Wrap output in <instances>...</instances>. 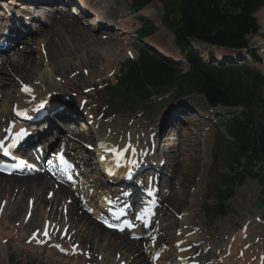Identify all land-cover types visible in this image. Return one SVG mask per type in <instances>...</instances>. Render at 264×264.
<instances>
[{
  "label": "rangeland",
  "instance_id": "1",
  "mask_svg": "<svg viewBox=\"0 0 264 264\" xmlns=\"http://www.w3.org/2000/svg\"><path fill=\"white\" fill-rule=\"evenodd\" d=\"M88 1L94 6L99 7H101L100 4H104L103 6L106 7V12L103 13L105 15L111 10L115 12V17L112 20L114 21V25L117 28L112 29L109 32V34H111V37H109L110 35H108V38H105L106 35L104 34H107L106 32L99 31L90 26L89 22L96 24L95 17H92V14H90V12L87 21L84 19L85 22L83 24L85 26H83V24H80L88 31H90L88 36L91 37L92 40H94V44L95 42L99 41H101L102 44H96L95 48L91 47V51L85 50V52L81 53L80 51L76 55L69 54V57H62L59 55L60 57L56 58V56V59H49L48 52L50 51H48V48L46 49L45 45L43 46V38H40L41 36L38 32V29L40 28V25L43 27L44 24H48L46 18L50 17L48 14V10L50 12L53 11V6H51V9L46 8L42 9L41 12H36L40 13L39 17H41L43 22H45L46 19V23L40 24L39 27H35L36 24H32V32L29 33L27 37L20 40V42L14 47L8 49L5 52L4 56L3 54H1L0 59H7L10 63L20 59H24L25 57L26 60H29V57L30 59L32 58L27 68L22 67V64H20V67L16 66L15 68H19L21 71L23 70L22 72L24 73V75L27 74V76L33 73L32 76L34 75V82H37V79L40 76H46L44 73V69L47 66V69L56 73V80L59 85L55 88L56 90L52 91L44 98L55 96L57 93H59V91L64 89V91H61V94L65 97L72 96L77 102L75 104L70 103L69 105L73 108L69 109H74L76 111L78 110V108L80 109V107L83 108L82 111L85 114L84 117L88 114L93 115L94 117L100 119V122L103 124L112 123L119 118H123V121L140 119L143 121L142 125H144V130L147 129L148 132L152 130L153 132H156V139L160 141L159 145L163 147L165 146V144H167L172 129L175 128L178 123L179 127L180 125L189 124L190 122V125L184 126L187 127L189 131L191 130L190 133L195 128V138H193L192 146L187 155L184 156V158L179 162L178 165L172 164L171 160L173 158L170 156V154L166 156V153H162V150L161 153L160 151L158 152V154L156 153V156L158 158H163V156H166L165 166L163 167V169L165 173L168 174V176L165 179L161 178V188L163 191L162 193L165 194L164 197L166 196V193H171L169 195V197H171V200H169L170 203H167L168 207L165 206V208L167 207L166 209L159 211L158 218L159 221H161V217L167 218V221L165 222L166 227L170 221L173 222V225L172 228L167 227L162 230L168 233L167 235H170L167 238L168 240H170L171 238L175 240L178 230L180 229L178 227V221H180L179 219L180 217H182V212L192 209L198 216V223H196V225L203 229L204 235L202 243L200 245H196L190 252H196L197 254L205 253L206 255L211 254L213 258L208 255V264H213L214 262L215 264H229L227 263V261L230 259H232V264L234 262L236 264H247V262L244 260L245 258L243 257L244 253L247 252V254L245 255H248V253H250L252 256L251 263L255 264L257 261V257L261 255L259 253L264 251V246H261L260 241H258L260 237L264 236V209L261 211H256L252 206L256 200H261L264 203V186H262L259 182V177L257 175V173L259 172L258 168L262 164L260 162H256V168L254 171L255 173L233 189L231 198L228 200L224 207H219L216 203L218 197L220 196V193L222 192L219 187V182L221 181L222 176L230 171L226 166L227 163L225 158L230 151L231 139L223 126V121L235 114L234 110L224 106H209L205 97L199 93L184 97L177 101H173L174 94L172 95L173 99L169 97L166 100H163L165 99V97H158L155 95L148 103L147 108L146 106L138 105L136 107H120V102L123 100V97L119 96L121 93H117L115 97H113L112 94L107 93L110 90L109 86L117 83V78L119 77L117 75L119 74V72H121V69L124 67L125 62H128L127 60L131 58H133L134 60L137 59L138 52L136 49L138 47H144L158 51L156 49L157 46L150 45V47H146L143 42L147 40L140 41V39L137 37L136 32L142 26V23L139 22V18L154 23V20L159 21L158 32L157 34L152 36L153 38L151 40L158 43L159 46L167 49V51H169L167 53L178 54L179 50L174 45L172 33L165 29L162 24L164 9L158 0L153 1H157L159 3L160 13L159 15L155 14L153 17L146 16L141 11L138 13L132 11L130 0H108L105 3L100 2V0ZM95 8L96 7H94V9ZM69 14L72 13L69 12ZM82 14L85 15L87 14V12H83ZM53 15L54 14H52L51 16ZM61 15L62 13H58L57 17H60ZM255 16L257 17L261 25V29L258 34L249 36V43L254 52L259 55L261 61L257 63L253 58L249 59V56L246 59L244 57L245 55H239L240 57H238L239 62L246 61L250 65L257 67L262 73H264V43H260L261 41L264 42V7H262L255 14ZM50 20H52V18ZM125 24H128L129 26V28L127 29L128 32L117 34L120 31L118 27H124ZM25 26L26 29H30V26ZM65 37L69 38L68 36ZM111 38H116V40L110 41ZM258 39H260L261 41H259ZM255 40H258L256 42H258L259 45L263 46H257V44H255ZM139 41L141 43H139ZM65 44L69 46L66 39ZM70 48H76L74 41L72 43L70 42ZM104 48L107 51L108 57L104 53ZM127 49L133 51V56L132 54L128 55L125 53ZM161 53L163 52L161 51ZM88 56L95 58L99 57L100 64H97L95 68L91 67L90 72H87V69L77 68L78 63L82 62V60ZM107 61L108 68L106 69ZM177 62H180L179 64L186 68V63L183 60ZM104 69L106 70L104 71ZM0 70L1 111L5 106L4 102L6 96L9 97V100H11L13 97H15L19 90H21L22 92V86L23 84L26 85V83H23L22 80L25 81V79H21V77L18 76L14 71H11V67L7 64H4L3 60L2 63H0ZM75 70L76 73H80V76H82L83 74L85 78H75ZM69 71H73V74ZM60 87L62 88L61 90ZM102 87H105L106 89L100 91ZM2 93L4 94L2 95ZM30 97L31 99H34L33 95H31ZM85 99H89L88 102H90V104H84ZM196 100H201L204 105H196L194 103ZM7 102L10 103V101ZM172 103L177 104L174 105V107L170 108L172 110H168L167 115L164 117V120H162L163 110L169 108ZM13 108L11 107L8 113H11V110L14 111ZM21 108H19L17 111H19ZM70 112L71 111L67 112L66 114ZM80 116L81 114L80 112H78L75 116L72 117L78 118ZM5 117H8V115ZM0 121L3 120L0 119ZM0 124H2V122H0ZM65 125L66 124H64V122L62 123L59 118H55V128L59 129L63 134H70L71 129H68L69 127ZM192 126L194 127L192 128ZM5 127L6 124L1 125L0 129H3ZM143 137L145 138V135ZM79 139L83 142L93 144V139H88L83 134ZM145 145L146 143L144 144V146ZM157 146L158 143L156 144V147ZM88 153L89 154H85L88 158L87 162H89L91 166L96 167L97 153ZM169 162H171V164H169ZM50 188H52V185H50ZM17 190H20V193L16 192L15 195L13 194V196H10L9 193L7 195V198H5V196L3 195V191H0V264H120V262H125L124 264H131L127 256V252H125L126 250L122 249V246H117L116 244L114 246L109 242V239H111L112 241L115 240L117 238V235L114 236V234L112 235V233H109L108 231H101V233L106 236L104 239H99L98 237H96L94 238V240L93 238H91L90 240L89 238L90 243L87 245V247L80 244L79 236L82 234L86 236L88 232L86 230H82L83 228H81V226L76 227L72 225L71 214L69 212L71 203L76 200L78 213L80 212L79 214H82L83 216L85 215L86 219L89 218L93 220V218L92 216L85 213L86 210H84V207L81 206V203H78L81 199L74 195V190L70 189L74 198H63V200L61 201H54L53 197L50 198V195L47 194V192H49L48 189L34 191L28 194V196H24V188H17ZM78 192H80V190H78ZM63 193L66 194L65 191ZM241 193H247L248 195V198H246L247 200H245L244 202L246 203L245 209L237 204L239 195ZM194 196L197 202V206L195 207L192 206V197ZM10 197L11 199H9ZM14 197L16 198V200H14ZM38 197L46 199L48 202L37 204ZM46 200H44V202ZM70 200H72L71 203ZM7 205H9L10 211L6 216H3V211H5V207ZM20 205L23 206V213H21L18 218L13 217L12 219H10V215L12 214V212L15 211V209H17ZM80 206L83 211H80ZM213 206H215V208L217 209L221 208V210H225L226 214L217 219L213 218L211 215L206 214L205 210L208 207ZM28 208L32 211V213L28 217V220H26V217L25 220H21V217L24 215L25 210ZM35 209L41 212V217L43 213L49 216L45 220L65 225L66 230L69 233L63 235V241L65 239V248L69 249L70 251L71 248H73L71 254H69V250L67 252H64L62 249L56 248L55 245L59 242L55 238H46L47 243H42L41 240L36 239L41 238V233L33 236L34 229L41 230V225H39L38 221H30L31 219L33 221L38 220ZM246 214H250L249 217H245ZM256 218H259V220H257ZM73 220L75 219L73 218ZM234 222L237 224V227L233 226ZM253 224H258V226L260 225L261 229L254 231L255 233L250 236L248 230H250V227ZM8 226L14 228V232L12 234H10L11 230ZM224 226H228L230 228L232 227V231L226 234V236L233 235V239L230 236H227L223 239V234H225L223 232ZM246 227H249V229L246 233H244L246 231ZM255 228L258 227L256 226ZM242 230L243 235L241 236ZM260 230L263 231V234L260 232ZM19 234H23L20 239L18 237ZM235 235L239 236L235 238ZM31 236L33 237V239L32 241H29L28 238H30ZM219 236L220 238L218 239ZM254 236L256 237L253 239ZM2 237L4 238L2 239ZM124 238L127 239V236L125 235ZM186 238L187 240H184L183 242L186 243V245L192 246L195 240L189 235L186 236ZM188 240L190 242H188ZM220 240L221 243L219 242ZM142 242H137L135 243V245L139 248H142L144 251L143 256L145 258V261L143 264H151L150 261L152 257V250L144 246L146 243H143L142 245ZM246 244H250L251 246L248 249L243 250V248L246 247ZM169 248L171 250V253H175L176 248L178 247L170 246ZM215 248H217V252L214 251ZM240 248L242 249L240 250ZM52 251H54V253H52ZM207 251L209 252L207 253ZM190 252L186 253H188L189 255L191 254ZM171 253L167 255V259L165 258L164 260L163 258V261H165V263L169 262L168 256H171ZM214 253H216L215 256L213 255ZM226 253L228 254L226 255ZM201 254L199 255V257H197V259L201 261V264H206L207 261L204 258L205 256H201ZM131 256L135 257L133 253ZM163 256L166 257L165 252L163 253ZM186 258L187 257H185V259ZM211 259H213V261H210Z\"/></svg>",
  "mask_w": 264,
  "mask_h": 264
},
{
  "label": "bare ground",
  "instance_id": "2",
  "mask_svg": "<svg viewBox=\"0 0 264 264\" xmlns=\"http://www.w3.org/2000/svg\"><path fill=\"white\" fill-rule=\"evenodd\" d=\"M17 1H21V0H0V18H2L3 20H8L10 22H13L15 24V30L13 32H15L17 35L16 38H13L12 35L10 37H8V36L3 34L5 39L1 40L0 43H2L4 45H8L7 50L14 47L17 44V41H18L17 38H19V40L23 39V37L20 38V36H19V28L26 27L25 26L26 22H29L28 20L25 21L23 18H21V17H19V15H17L16 8H18V6L21 5V4L17 3ZM30 1H32V0H30ZM39 1L40 0H38V1L36 0L35 3H38ZM65 1L67 3H69V2H75V3L80 2V3H82V1H79V0H65ZM107 1L108 0H100V2H103V3L107 2ZM42 2L43 3H49L48 5L52 4L51 0H42ZM103 5L100 4L101 7H97V6L92 5V8L96 7L95 9L92 10V12H93L92 14L97 15L96 22L99 24L105 22L102 19L101 14L99 13V9H101L102 11H106L105 10L106 7H104ZM51 6H53V11L50 12L48 10V12H49V14H51V15L54 14V15L53 16L50 15L51 17H49V19H47L48 24H46V25L44 24L43 27L40 25V28L38 29V32L40 33V36H41L40 38H43V43H44L43 46L45 45L46 49L48 48V51H50V52H48V58L49 59L55 58L56 56H57L56 58H58L60 56L69 57V54H71V55L75 54L76 55L80 51H81V53L85 52V50L91 51V47L95 48L96 44H102L101 41L95 42V44H94L93 43L94 40H92L91 37L88 36L90 31H88L85 27L80 25V23L77 20L70 18L68 15L62 13L61 10H63V9L58 7L57 4L50 5L49 8ZM47 7L48 6H37L36 9H38V11H39V10H42L44 8H47ZM33 10H35V9L33 8ZM74 10H76V9H74ZM78 10H79V8H78ZM59 11H60V13H62V15L60 17L59 16L57 17V13H59ZM83 12L86 13L87 10L82 11L80 8V10L78 11V14H76L75 17H83L89 13V12H87V14L84 15V14H82ZM141 12L144 15L151 16V17H153L155 14L159 15V13H160L159 3L157 1H153V2H151V4H149L147 7H145ZM107 16L114 17L115 12L111 10V11L107 12ZM51 18H52V20H50ZM155 21L157 22L156 24L158 25L159 21H157V20H155ZM45 23H46V21H45ZM125 26L126 27L119 28V30L121 32H128L127 31V29L129 28L128 24H125ZM99 29L102 31L103 30L109 31V30H111V27L110 26H100ZM35 30H37V29H35ZM2 31H3V29L0 26V34ZM30 31L32 32L31 29H29V33H30ZM120 31H119V33H120ZM119 33H117V34H119ZM104 35H106V38H108V35H110L109 37H111V34H109V33L104 34ZM65 36H68L69 38H66ZM62 37H64L67 40V43L69 44V46L65 44V39ZM151 38H153V37H151ZM101 40H103V39H101ZM115 40H116V38L110 39V41H115ZM149 40L151 42L156 43L155 41H152L151 39H149ZM258 40L261 41L260 39H258ZM258 40H255V42ZM73 41L75 43L76 48L72 49V48H70V42L72 43ZM55 42H61V43H55ZM260 43H264V42L261 41ZM54 44H56V45H54ZM188 44L192 45L193 48H201V47H199L200 45H197L196 43H194V45H193L192 41H189ZM255 44H257V46H261V47L263 46V45H259L258 42H256ZM42 49H44V48H42ZM104 50H105L104 53L108 57L107 51L105 48H104ZM118 50H119V48H118ZM159 50L163 52L162 55H164V56L166 55L165 56L166 58L167 57L173 58L174 60H178V58H179L178 55H176V53L168 54L167 52H165V50H163L161 48ZM194 50H197V49H194ZM125 53L128 55H131L133 53V51L127 49L125 51ZM204 55L206 56L207 53H204ZM89 56L85 57L82 60V62L78 63L77 68L87 69V72H90L91 67L95 68L97 66V64L98 65L100 64V58L99 57L95 58V57H89ZM214 57H215V59H218V60H221L223 58L222 54L218 51L216 52V55ZM244 57L247 59L248 55H246ZM31 59L29 57V60H26V57H25L24 59H20V60L10 62V63L8 62L7 59H3L4 64H7L8 66H10L11 71H14L18 76L21 77V79H25V81L22 80L23 83H26V85L30 86L33 90L31 93H28V92L22 93L21 90L18 89L19 90L18 93L11 100H9V97L6 96V99L4 102L5 106L0 111V119L3 118L2 119L3 122L6 121L4 119V117L6 115H10V113H8V112H9V109L11 107L13 108V106H14V108H13L14 112L17 111L21 107L22 108L19 111L24 110V108L28 109L30 105L36 104V102L40 101V99H44L45 96L50 94L52 91L56 90L55 88L59 85L57 83V80H56V75H55L56 73L47 69V66L44 69V73L46 76L45 77L40 76L37 79V82L33 81V80H35L33 77L34 75L32 76L33 73L27 76V74L24 75V73L22 72L23 70L21 71L19 68H15L16 66L20 67V64H22V67L27 68ZM228 60H229V58H226L225 63L231 62ZM107 68H108V61H107L106 69ZM106 69H104V71ZM73 71H69V72H71L73 74ZM79 77L85 78V76L83 74H82V76H80V73H76V70H75V78H79ZM61 89L62 88L60 87V90ZM61 91H64V89ZM61 91H59V93H57L55 96H51L48 98L49 104H48L47 108H45V110L50 112V113L57 111V118H59V119H61L63 116H65V114L69 111H71V112L68 114H72L75 112L74 110L69 109V106L66 104L65 100L63 99L64 96L61 94L62 93ZM3 94L4 93H2V95ZM31 95H33L34 99H31V97H30ZM53 99H54V103H52ZM7 101H10V103H8ZM194 103L196 105L197 104L204 105V103L201 100L200 101L196 100ZM25 105H27V106H25ZM36 108H38V106ZM62 110H65V111H62ZM36 112H37V110L35 112H34V110H28L27 111V117H30L33 114L36 115ZM78 112H79V108H78V110H76V113H78ZM167 113H168V111H166L163 114V119L167 115ZM80 114H81V116L84 115L83 112H80ZM86 117L88 118L89 123H91L90 125H91L92 129L94 130L95 134L99 135L100 140L103 143L110 144V143L116 142V143L124 144L130 136L131 141L134 144V147L137 149V156L139 159V166L134 167V169H132V172L130 173L131 176H134L135 173L138 176L139 174H141V172L139 171V168L144 164L152 162L151 165L148 167V170H150V172L147 170L146 174H148V173L153 174L152 177H154L155 181H157L156 180L157 178H160V176L156 170L160 167L159 166L160 158L153 155L157 151L155 150L154 153H152L151 152L152 143H149L147 141L149 139L150 134L153 132V130L149 131V132L147 129L144 130V125H142L143 124L142 120L137 119V120H130V121L125 120V121H123V118H121V119L119 118V119L113 121L112 123L103 124L100 122V119L94 117L93 115H86ZM8 118H10V117H8ZM50 119H51L50 120L51 122L45 123V125L43 127L44 131L40 133L39 126L37 127V124H36L37 122L36 123H28L26 120H24V121H22V123H19L14 117H12V121L14 120L16 122L15 131L21 127L25 128L26 130L29 131L28 136H27V140L32 139L36 136H39V139H42V141L38 143L40 150L43 151L45 149V147L50 146V144H52L60 136L61 138H63L61 144L66 145V147H68L70 145L74 146L76 148L77 154H84L82 144L77 142V141H69V140L65 139L64 136L62 135L61 131H59V129L55 128V121L52 122V120H53L52 117ZM27 124H28V126H27ZM183 125L188 126V125H190V122H189V124H183ZM193 127L194 126H192V128ZM176 128H174L173 131H175ZM109 130H111V131H109ZM194 130H195V128L190 133L191 130L189 131L187 127L183 126L176 133L178 139L174 140L173 135H171V138L168 139L167 144H165V146H164L166 148V149H164V151L165 152H169V151L172 152V154H171V157L173 158L171 160L172 164L178 165L179 162L184 158V156L187 155L188 151L190 150V148L192 146L193 138H195ZM83 131L84 130H82L81 128H78L76 130L75 136H81V134H83L88 139H93V138L98 137V136L93 137L92 134H90L91 132L87 128L84 131V133H83ZM53 132H56V133L53 135V137H51L50 135ZM142 132H144V133H142ZM189 134H192V135H189ZM144 135H145V138L143 137ZM46 138H48V139H46ZM145 143H146V145L144 146ZM153 143H155V144L157 143L155 139L153 140ZM96 149L98 150V152H96L97 153V157H96V164L97 165H96V167L88 166L85 163V162H87V159H86L87 156L82 155L81 162H83L84 166H81V168H80V170L86 169L87 180L89 181L87 183V186H86L85 191H84V193H87V194L84 195L82 200H84V198L90 197L91 198L90 199L91 205H92L91 202L93 200L97 201L98 203L100 202L99 199L102 197L97 196V193L101 192L102 189H105V188L113 189V185H110L109 183H107V181L112 182V183L121 181L124 184H126V180L122 179V174L117 175L113 179H110L112 177L110 176V174L106 173L105 170L102 169V167H105L106 165H112V155L111 154H105V152L101 148H96ZM143 151H144V153H143ZM141 153H143V155ZM42 154H44V152ZM105 155H107V159H101V157L105 156ZM77 158H79V157H77ZM84 160H85V162H84ZM153 161H157L158 163H154ZM163 162H165V158H162L161 163H163ZM169 164H171V162H169ZM152 177H149V179H152ZM133 182L137 184V182H135V178H134ZM153 182H154V180H153ZM50 185H52V188H50ZM157 185H158V182L157 183L154 182V186H153L154 190H158ZM118 187L123 188L122 185H119ZM17 188H19V189L24 188V191H25L24 196L25 195L28 196V194H30L34 191H40V190L48 189L49 192L53 193V195H54L53 200L54 201L55 200L61 201V200H63L64 197H66L69 193H71L70 190H68L67 188H65L63 186H57V188H56L52 183L51 177L45 173H43V174L36 173L34 176H24L23 175V176H10V177L0 173V191L1 192L3 191V195L5 196V198H7V195L9 193H10V196H13V194L15 195L16 192L20 193V190H17ZM36 188H37V190H36ZM123 190H125V189H123ZM64 191L66 192V194L63 193ZM141 191L142 190L138 187V185L130 184V185H128V191H123V194L121 197L124 198L126 200V202H130L134 197L133 194H137L140 197L143 193ZM47 194H48V192H47ZM170 194L166 193V196L164 197L165 199L162 196H160V199H162L160 209L164 210L168 207L167 203H170L169 200H171V197H169ZM93 195H95V196L93 197ZM108 197L110 198V200H112V198L115 197L114 192L112 194L109 193ZM246 198H248L247 193H241L239 195L238 202L236 200L237 204L242 206L243 209H245V207H246V203H244L245 200H247ZM9 199H11V197ZM14 200H16L15 197H14ZM44 200H46V199L38 197L37 204H42V202L43 203L48 202L47 200L44 202ZM12 201H13V199H12ZM146 201H147V199L140 198L138 205H144L145 206ZM192 201H193L192 206L193 207L197 206L195 196L192 197ZM10 202H11V200H10ZM22 202H23V199H22ZM78 203L80 204V202H78ZM81 203H82V201H81ZM99 204L95 205L96 208H98L96 210L94 209V207L90 208L92 211V214H94V215L91 214L92 218H94V217L96 218L95 213H97V210L102 211ZM165 206H167V207L165 208ZM80 208H81V206H80ZM9 211H10V207H9V205H7L5 207V211H3V216H6ZM80 211H82V209H80ZM35 212L37 213L38 220L33 221L31 219L30 221H32V222L38 221L39 225H41V231H42L44 229L45 223H47V220H45V219H47V217H49V216L46 215L45 213H43L42 217H41L40 216L41 212L37 211L36 209H35ZM69 212L71 214L72 225H74L76 227L81 226V228H83L82 230H86L88 232V234L86 236L84 234L79 236V241H80V244L82 246L87 247V245L90 243L91 238H93V240H94V238H96V237H98L99 239H104L106 237L105 235H103L101 233V231L102 230L107 231V230L100 223L96 222V219L95 220L94 219L91 220L89 218L86 219L85 215L83 216L82 214H79L80 212L78 213L76 200H74L71 203V205L69 207ZM21 213H23V206L22 205L18 206V208L12 212V214L10 215V217H11L10 219H12L13 217L18 218L21 215ZM31 213H32V211L29 208L26 209L24 215L21 217V220L22 219L25 220V217H26V220H28V217ZM249 215L246 214L245 217H249ZM197 217H198L197 214L192 209H189L187 211L182 212V217H180V219H179L180 221H178V227L180 228V234H178L179 233L178 232L177 237H175V240H174L175 242L180 241L178 243L179 247L187 246L186 243H184L183 241L187 240L186 236H188V235L195 240V242H193V244H195V245L201 244L200 242L203 239L204 231H203V229H201L200 227H198L196 225V223H198ZM73 218L75 220H73ZM166 221H167L166 217H161V221L157 225V228L160 229L161 231H162V229L167 228V227L172 228L173 222H171V221L169 223L167 222L168 224L166 227L165 226ZM233 226L237 227V224L234 222ZM256 226L258 228H255ZM8 227L11 230L10 234H12L14 232V228L10 227V226H8ZM142 227L143 226L140 224H138L136 226V229L139 230V233H140V231H143ZM65 229H66L65 225H61V224H55L54 225V222H50V227H49L48 232H49L50 236L56 237V239L59 242L55 245V247L62 249L64 252H67L69 249L64 247L65 239L63 241V235H62ZM245 229L248 230L249 227H246ZM258 229H261L260 225L258 226V224H253L250 227V230H248V233L250 234V236H252L255 233L254 231H256ZM247 230L245 231V233L247 232ZM55 231H58V233H55ZM231 231H232V227L230 228L228 226H224L223 232L225 234H223V239L226 238L227 236H230V235L226 236V234L230 233ZM80 232H82V231H80ZM108 232L112 233V235L114 234V236L117 235V238L115 240L112 241L111 239H109L110 240L109 242L111 244H113L114 246H115V244L117 246H122V249L126 250L125 252H127V256L129 258V261L131 264H143L144 263V261H145L144 260L145 258L143 256L144 251L142 248H139L135 245V241H132L129 238H127V239L124 238L125 237L124 234H119V233L114 232V231H108ZM260 232L262 233L263 231L260 230ZM68 233L69 232H67V234ZM22 235L23 234H19V236H18L19 239L22 237ZM242 235H243V232H242L241 236ZM169 236L170 235H163L162 234L161 238L163 239V241H170L167 239ZM232 236L233 235H231L230 237H232ZM238 236L239 235H235V238ZM255 237L256 236H254L253 239ZM3 238L4 237H2V239ZM89 238H90V240H89ZM219 238H220V236L218 237V239ZM260 238H262V239H260ZM260 238L258 239V241H260L261 246H264V242H263L264 236L260 237ZM188 242H190V241L188 240ZM219 242L221 243V240ZM151 246H152V250H154L153 256L155 253L160 252V248H156L154 245H151ZM157 247H159V246H157ZM216 249L217 248H215L214 251H216ZM241 249L242 248H240V250ZM71 251H73V248H71ZM71 251L69 250V254H71ZM214 251H211V252H214ZM169 252H171L170 249H169ZM208 252L209 251H207V253ZM52 253H54V251H52ZM132 253H133V255H135V257L131 256ZM180 253H182V254H180ZM227 254L228 253H226V255ZM245 254H247V252L244 253V256H243L245 258L244 260L247 262V264H252L251 263V257H252L251 254L250 253H248V255H245ZM259 254H261V255H259L257 257V261L255 264H264V251L260 252ZM173 255H174V257H173L172 261L166 262L167 264H183V263L188 264L189 263V261L188 262L185 261V257H187L188 253L181 252L179 249L177 252V248H176V252L173 253ZM208 255H210L212 257L211 254H207V255L205 253L201 254V256H205L204 258H206V260L209 263ZM213 255L215 256L216 253H214ZM169 259H171V258H169ZM231 261H232V259L228 260L227 263L232 264ZM150 263L152 264L153 262L151 261ZM164 263H165V261H163V263H162L161 260L158 262V264H164ZM147 264H149V263H147ZM233 264H236V263L234 262ZM240 264H242V263H240Z\"/></svg>",
  "mask_w": 264,
  "mask_h": 264
},
{
  "label": "trees",
  "instance_id": "3",
  "mask_svg": "<svg viewBox=\"0 0 264 264\" xmlns=\"http://www.w3.org/2000/svg\"><path fill=\"white\" fill-rule=\"evenodd\" d=\"M150 1L133 0L132 6L138 10ZM159 1L165 9L164 22L189 62L188 70L142 50L137 61L129 60L125 64L117 83L109 86L108 93H121L120 107H135L148 102L154 93L161 94L171 86L180 96L202 93L207 83L223 88L243 107L241 114L224 122L228 134L237 142L229 153V166L242 169L223 177L222 184L230 189L243 179L241 177L246 179L255 166L254 161L260 159L255 119L264 117V75L247 64L207 63L186 40L194 38L208 45L235 50L248 48V36L259 33L260 25L254 13L264 5V0ZM147 32L153 33L154 29ZM252 55L260 60L254 53ZM243 157L246 162L241 163ZM227 199L228 196L220 197L219 204L223 205ZM207 212L217 217L224 211L207 209Z\"/></svg>",
  "mask_w": 264,
  "mask_h": 264
},
{
  "label": "snow or ice",
  "instance_id": "4",
  "mask_svg": "<svg viewBox=\"0 0 264 264\" xmlns=\"http://www.w3.org/2000/svg\"><path fill=\"white\" fill-rule=\"evenodd\" d=\"M23 91L31 93L33 90H32V88L30 86L24 85L23 86ZM47 103H48L47 101L42 100L40 102V104H39V109H43L46 106ZM17 114L18 115H22V116H26L27 115V111L26 110L25 111H18ZM6 131L11 133L12 129L9 128V129H6ZM109 131H111V130H109ZM25 135H27V132H26L25 129H21L19 132H16L15 133V138L12 140V143L9 144L7 147L4 146V141L0 140V149H2L5 154H10L9 149L17 147V145L19 143V139L22 138ZM89 147H91V146H89ZM100 147H101V149H103V151L106 154L110 153L112 155V160H113L116 168H119L121 166H125L127 168L128 172L131 173V171H132V169L134 167H138L139 166V159H138V156H137V149L134 147V144L131 141L130 136L126 140V142L124 144H120V143H116V142H113V143H110V144H106V143L102 142L100 144ZM141 154H143V153H141ZM58 155H59V158H60L62 163H67L65 161L63 151H61V153H59ZM101 159H107V155L102 156ZM21 163H23V161ZM72 167H73V165L68 164L67 168L65 170L67 171V169H70ZM137 218L138 219H143V214H141V216H139ZM44 234H45V236H47L48 232L45 231Z\"/></svg>",
  "mask_w": 264,
  "mask_h": 264
},
{
  "label": "water",
  "instance_id": "5",
  "mask_svg": "<svg viewBox=\"0 0 264 264\" xmlns=\"http://www.w3.org/2000/svg\"><path fill=\"white\" fill-rule=\"evenodd\" d=\"M203 93L209 105L213 107L219 104L223 106H227V107H235L237 105V101L235 99L228 96L224 90L214 85H211V84L205 85L203 87ZM256 126L258 129L257 140H258L261 157H262L263 164H264V119L257 118ZM255 207L257 210H260L262 208L259 202L255 203Z\"/></svg>",
  "mask_w": 264,
  "mask_h": 264
}]
</instances>
